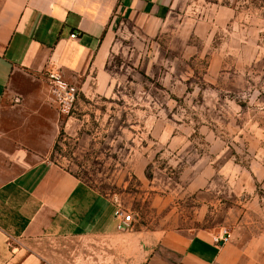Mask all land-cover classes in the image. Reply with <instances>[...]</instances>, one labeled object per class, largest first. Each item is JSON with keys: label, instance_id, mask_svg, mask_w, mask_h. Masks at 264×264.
<instances>
[{"label": "rangeland", "instance_id": "obj_1", "mask_svg": "<svg viewBox=\"0 0 264 264\" xmlns=\"http://www.w3.org/2000/svg\"><path fill=\"white\" fill-rule=\"evenodd\" d=\"M13 77L1 145L39 146L131 212L264 229V0H172L114 23L61 106L48 74ZM65 79V78H64ZM4 159L3 153H0Z\"/></svg>", "mask_w": 264, "mask_h": 264}, {"label": "crops", "instance_id": "obj_2", "mask_svg": "<svg viewBox=\"0 0 264 264\" xmlns=\"http://www.w3.org/2000/svg\"><path fill=\"white\" fill-rule=\"evenodd\" d=\"M171 1L0 0V112L18 73L82 79L114 23L160 18ZM48 152L0 144V264H264V229L247 228L244 215L218 245L221 228L173 210H144L146 227L117 229L118 199L58 161L33 159Z\"/></svg>", "mask_w": 264, "mask_h": 264}, {"label": "built area", "instance_id": "obj_3", "mask_svg": "<svg viewBox=\"0 0 264 264\" xmlns=\"http://www.w3.org/2000/svg\"><path fill=\"white\" fill-rule=\"evenodd\" d=\"M75 34H71L73 37ZM48 81L52 89L53 95L56 97V101L61 106L70 105L75 96L77 95V89L67 83V80L64 79L61 73L58 71H52L48 74ZM116 228L126 229L130 226L131 221L133 220L131 212H126L123 209L116 210L114 214ZM230 238L229 231L222 227L218 234L213 235L212 240L214 244L225 243Z\"/></svg>", "mask_w": 264, "mask_h": 264}]
</instances>
